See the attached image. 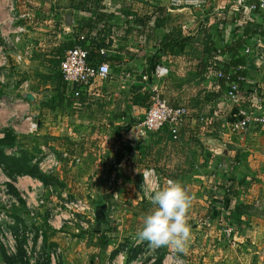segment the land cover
<instances>
[{
	"label": "crops",
	"instance_id": "1",
	"mask_svg": "<svg viewBox=\"0 0 264 264\" xmlns=\"http://www.w3.org/2000/svg\"><path fill=\"white\" fill-rule=\"evenodd\" d=\"M234 1L17 0L13 11L7 0L0 1V137L11 129L25 146L37 145L45 153L41 159L50 156L54 163L44 171L47 184L29 175L13 183L18 193L28 190L44 200L36 218L21 201L10 211L15 223L41 229L33 248L43 256L53 253L57 264H141L139 247L132 253L124 247L122 226L127 229L131 219H122V211L127 216L145 206L148 167L160 181L187 184L198 175L206 195L238 182L240 196L233 201L242 196L249 223L264 229V126L254 124L246 139L219 135L233 113L224 99L226 86L217 79L216 68L230 58L223 46L264 34L250 24L264 30V17L236 10ZM81 36L104 44L110 74L74 96L60 63L69 48L82 44ZM251 77L248 98L253 85H262ZM155 93L193 113L177 138L168 126L139 134L137 123ZM199 112L211 122L199 119ZM26 116L37 121V129H30ZM184 190L191 194L193 188ZM53 194L87 198L94 211L89 225L69 208L51 207L46 197ZM118 209L120 217L105 218ZM1 246L0 264H7Z\"/></svg>",
	"mask_w": 264,
	"mask_h": 264
},
{
	"label": "built area",
	"instance_id": "2",
	"mask_svg": "<svg viewBox=\"0 0 264 264\" xmlns=\"http://www.w3.org/2000/svg\"><path fill=\"white\" fill-rule=\"evenodd\" d=\"M179 1L174 0L177 3ZM16 2L17 0H7L8 8L13 11ZM234 4L236 9L238 7L252 14L256 12L264 14V0H235ZM23 29V27H20L21 31ZM80 39L84 40L85 37L81 36ZM262 39L263 37L259 35L251 37L250 40L244 43L243 49L249 58L255 59L254 63L259 67L257 69L264 71V67H260L264 65V45L261 43ZM100 52L105 53L104 48H100ZM88 55L89 50L83 44H78L69 48L61 60L60 71L68 86V90L74 96H78L95 79L109 77V64L103 62L96 66L90 65ZM238 81H243L248 84L249 77L240 75L237 80L229 81L227 90L224 93V99L239 102L242 95H245L251 102L252 108H240L238 111H233L232 117L222 124L221 134L224 136L226 134H238L241 138H244L251 131L254 124L264 126V93L263 91L261 92V86L259 90L258 88H253L252 96L248 98V95L239 90ZM148 109L137 123L139 134L143 136L156 132L164 126H168L173 137L177 138L180 126L193 114L187 106L179 107L169 105L158 93L153 95L151 105ZM197 116L202 121L211 122L208 117L200 112L197 113ZM26 119L30 121L31 130L37 129L38 123L33 120L34 118L32 116H26ZM52 161L53 158L48 156V158L41 159L39 166L45 171L54 165ZM0 173L3 175V177H0V243L4 245L3 247L7 254L13 255L17 251L18 241L24 238L26 242L24 248L33 257V262H35L38 258H42L43 252L33 249V240L36 236L41 237L42 231L41 229L26 227L21 223H15L10 215V211L21 201V198L24 200L29 214L33 218H36L44 200H38L35 196L33 197L28 190L20 191L19 196L14 195L8 186V183L13 184L14 180L5 174L1 166ZM143 178L145 182L152 183L154 185L153 188L158 186L159 177L154 169L145 170ZM66 206L72 210L71 215H74L73 212H89L94 214V211L85 199L78 198L66 203ZM50 257V263L57 264L53 253H50Z\"/></svg>",
	"mask_w": 264,
	"mask_h": 264
},
{
	"label": "rangeland",
	"instance_id": "3",
	"mask_svg": "<svg viewBox=\"0 0 264 264\" xmlns=\"http://www.w3.org/2000/svg\"><path fill=\"white\" fill-rule=\"evenodd\" d=\"M236 10L239 11L243 9L237 7ZM255 14L264 17V14L257 12ZM260 36L263 37L261 43L264 45V34ZM254 60L255 59L247 56L246 61H248L249 69L252 71L250 72V75L257 76V81L262 82L261 92L263 91L264 93V71L257 69L259 67L257 64L255 65ZM260 67H264V65ZM225 101L228 102V100ZM231 103L234 112L238 111L240 108H252L251 102L245 95H242L239 102L231 101ZM226 120L227 119H224V122ZM221 131L222 126L219 135L224 136L221 134ZM244 138L246 139V137ZM26 144V142L23 143L25 149L30 151L32 155L36 156V159H40L41 161V158L44 157L43 155L45 153H41L39 151L40 149L35 144L25 146ZM7 150L9 151L11 149ZM36 159H34V161H36ZM39 169L44 172L40 166ZM148 169L153 168L148 167L147 170ZM158 179L159 183L157 187L159 188L165 186L168 181H160V177ZM171 180H178L183 187L190 185V189L193 188L191 194L190 192L187 193L190 202L186 211V222L190 227L191 236L184 250L176 251L169 247L152 249L147 246V242L132 244L135 243L133 236L141 227L144 214L150 210V208L147 207L150 206V200L146 193L144 200L142 199L145 206L139 209V211L131 210L127 216H125L126 213L122 211V219H131V221L128 222L130 225L127 229H124L122 226V241H124V247H127L126 251L132 253L131 251L134 247H139V255H141L143 261L141 264H148V261L151 262L150 264H156V260L160 256H163L161 264H264V229L262 230L251 226L245 216V211L250 210V208H248L247 204L243 202L242 196L233 201V197L237 193L238 195L240 193L238 182H236L234 188L233 186L231 187L229 183L227 184L228 186H224V190L217 189V187L215 189L214 187L210 190V193L206 195L203 194L202 190L199 188L200 178L198 175H193L190 178V181H187L189 184H186V181L177 178H171ZM143 185L146 188H149L148 193L151 191L150 188L154 187L152 183L145 182L144 178ZM157 187L152 190L157 189ZM78 198L87 200L85 197L60 196L56 194L48 195L46 200H48L47 202L51 207H53V204L55 203L56 206H61L64 210L68 209L66 203ZM87 202L90 205L88 200ZM123 203L124 202L122 201V204ZM68 210L72 213V210ZM251 211H253V209H251ZM58 214H60V210ZM73 214L76 215L78 221L84 222L85 224H87V218L91 216L89 212H73ZM120 216L121 212L118 209L115 212H112V214L110 212L107 216L105 215V218L115 219ZM135 223H137L136 226H134ZM87 225H89V223ZM256 239L261 241L254 243ZM33 249H36V247ZM33 264H37V261L35 260Z\"/></svg>",
	"mask_w": 264,
	"mask_h": 264
},
{
	"label": "trees",
	"instance_id": "4",
	"mask_svg": "<svg viewBox=\"0 0 264 264\" xmlns=\"http://www.w3.org/2000/svg\"><path fill=\"white\" fill-rule=\"evenodd\" d=\"M159 16L162 13V10L159 9ZM161 18V16H160ZM253 27L251 29L253 32L257 31H264L263 26L261 24H258L256 22H251ZM246 27V31L248 26ZM88 39L85 38L82 41V44L89 50L88 55V61L90 65H99L103 62H106V60L103 58V55L105 53L100 52V48L104 45L102 42L96 41L94 38L90 39V43H87ZM248 41V40H247ZM247 41H230L225 46H223V50L226 48L230 50L229 52V60L227 63H224L221 67H217V76L219 82L222 84V86H226V89L228 87V82L237 80L238 77L241 76H248L249 77V83L246 84L243 81H238L239 90L243 91L246 95H249L250 93V85H252L250 76V69H249V63L247 60V54L244 53L243 45ZM93 47H97V51L100 55L98 56L96 52H94ZM219 74H221L219 76ZM61 77L63 79L62 73ZM253 77H256L253 75ZM64 80V79H63ZM65 81V80H64ZM64 81H63V88H64ZM66 83V82H65ZM255 88L260 89V86L253 85ZM249 87V88H248ZM226 91V90H225ZM150 107V106H149ZM149 110V109H148ZM22 144V145H21ZM17 148V149H16ZM11 149V150H7ZM16 149V150H15ZM36 156L32 155L30 151L26 150L23 143L20 139L17 138L16 134L13 132V130L5 128L3 130V136L0 137V166L2 167L3 171H5V174L15 180L18 176L23 175H29L32 177H35L39 180H41L43 183H48L50 181L49 175L44 173L42 170L39 169L38 162L40 159H36ZM8 186L10 190L19 196L18 191L14 188V185L12 183H8ZM21 202H24L20 198ZM25 242V239L22 238L18 241L17 246V252L14 255H8L6 254V250L4 249V245L1 247L3 248L5 259L7 264H31L30 260L27 256L26 250L23 247V244ZM163 256H160L156 260V264H161ZM41 258L37 259V264H50V256L44 255L43 259Z\"/></svg>",
	"mask_w": 264,
	"mask_h": 264
},
{
	"label": "clouds",
	"instance_id": "5",
	"mask_svg": "<svg viewBox=\"0 0 264 264\" xmlns=\"http://www.w3.org/2000/svg\"><path fill=\"white\" fill-rule=\"evenodd\" d=\"M151 208L142 218L141 227L133 240L147 242L149 248H173L183 251L190 240V227L186 222L189 197L178 180H168L166 185L147 193Z\"/></svg>",
	"mask_w": 264,
	"mask_h": 264
},
{
	"label": "water",
	"instance_id": "6",
	"mask_svg": "<svg viewBox=\"0 0 264 264\" xmlns=\"http://www.w3.org/2000/svg\"><path fill=\"white\" fill-rule=\"evenodd\" d=\"M28 97H29L30 99H33V98H34L32 95H29Z\"/></svg>",
	"mask_w": 264,
	"mask_h": 264
}]
</instances>
